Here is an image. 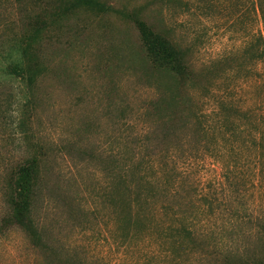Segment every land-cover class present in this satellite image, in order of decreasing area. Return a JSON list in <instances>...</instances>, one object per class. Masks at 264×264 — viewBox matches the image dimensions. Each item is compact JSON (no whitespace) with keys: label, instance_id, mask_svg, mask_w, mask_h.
<instances>
[{"label":"rangeland","instance_id":"rangeland-1","mask_svg":"<svg viewBox=\"0 0 264 264\" xmlns=\"http://www.w3.org/2000/svg\"><path fill=\"white\" fill-rule=\"evenodd\" d=\"M255 6L0 0V184L39 159L43 239L33 248L7 227L0 264L264 263ZM138 23L181 54V72L151 64ZM25 41L31 90L7 74Z\"/></svg>","mask_w":264,"mask_h":264},{"label":"trees","instance_id":"trees-1","mask_svg":"<svg viewBox=\"0 0 264 264\" xmlns=\"http://www.w3.org/2000/svg\"><path fill=\"white\" fill-rule=\"evenodd\" d=\"M249 2L256 4L255 10L263 25L261 33L253 40L255 46L254 59L260 60L264 58V0H249ZM138 29L143 49L151 64L168 68L175 73L181 72V54L165 38L152 32L143 23H138ZM23 46L22 59L9 66L7 74L31 90L35 84L37 73L33 65L26 61L25 48L28 46V42L25 41ZM255 139L252 137L253 143H255ZM8 171L3 183L0 184V197L6 207V214L0 222V236L4 234L7 227H15L27 237L33 248H40L43 244L42 233L33 215L34 203L37 198V184L40 182L39 159L36 156H31L11 167ZM179 230L185 231L187 229L179 228ZM256 232L260 236L262 246H264V223L259 225ZM46 264H60V262L51 257ZM261 264L264 263L261 262Z\"/></svg>","mask_w":264,"mask_h":264}]
</instances>
